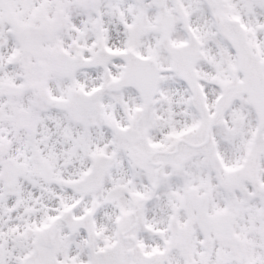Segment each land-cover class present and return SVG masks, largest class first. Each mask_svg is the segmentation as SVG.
Instances as JSON below:
<instances>
[{
	"label": "snow or ice",
	"instance_id": "6c2138e0",
	"mask_svg": "<svg viewBox=\"0 0 264 264\" xmlns=\"http://www.w3.org/2000/svg\"><path fill=\"white\" fill-rule=\"evenodd\" d=\"M0 264H264V0H0Z\"/></svg>",
	"mask_w": 264,
	"mask_h": 264
}]
</instances>
